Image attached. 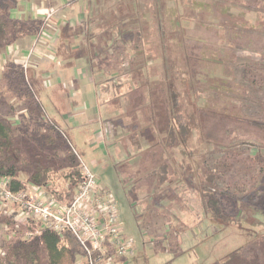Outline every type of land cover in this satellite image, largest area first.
<instances>
[{"label":"rangeland","instance_id":"obj_1","mask_svg":"<svg viewBox=\"0 0 264 264\" xmlns=\"http://www.w3.org/2000/svg\"><path fill=\"white\" fill-rule=\"evenodd\" d=\"M37 6L30 26L40 33L26 56L19 42L0 51V118L22 140L21 129L43 132L47 118L60 124L55 94L69 98L61 107L70 116L81 110L77 127L63 125L62 133L79 181L84 164L117 210L132 242L127 264H222L255 239L264 261V183L240 180L246 185L236 193L220 186L227 222L211 221L199 189L200 171L213 166L221 147L230 146L239 172L264 171L247 158L264 155V134L251 124L264 123V0H82L76 30L65 28L57 8ZM169 84L178 109L168 117L190 134L167 147ZM35 106L39 117L30 112ZM65 164L51 171L57 186ZM163 164L169 171L160 184L152 173ZM0 208L10 211L1 201ZM2 239L0 232V247Z\"/></svg>","mask_w":264,"mask_h":264},{"label":"trees","instance_id":"obj_2","mask_svg":"<svg viewBox=\"0 0 264 264\" xmlns=\"http://www.w3.org/2000/svg\"><path fill=\"white\" fill-rule=\"evenodd\" d=\"M18 4L19 0H0V51L9 48L23 38L39 35L40 31L37 32L34 27L30 26L33 21H21L14 17ZM70 66L71 63H68L65 68ZM248 74V70L242 71V75H245L242 76L244 79ZM18 75L21 76V73ZM169 76L170 74L166 75V82L171 81L172 78ZM250 81L254 86L259 84L253 76ZM170 85L166 90V92L170 91L172 99L170 113L165 115L166 139L164 144L167 147L176 143V139L185 144L186 137L190 134V130L186 127L176 129L168 117L169 114H174L175 109H178L175 104L176 97ZM243 89L246 91V87ZM30 112L40 116L38 106ZM47 120L49 123L45 127L42 126L43 132L34 133L26 128L21 129L24 137L20 140L15 135L10 121L0 118V178L8 181L7 190L12 193L25 192L28 186H32L47 197L55 199L58 204L69 205L77 193L72 188L76 189L80 185L75 153L64 137L61 127L53 120L49 118ZM251 124L264 134L263 122H252ZM132 139L129 137L130 143ZM134 143L139 146L138 142ZM221 150L223 154L213 161V166L204 165L203 170L201 169L200 172L203 173H201L199 189L205 212L210 216L211 221L227 222L228 218L224 216L223 205L219 200V196L223 195L220 186L223 184L228 189V186L232 185L234 193L244 191L246 184H239L240 180H244L245 183L248 181V185L253 188L254 185L261 187L264 183V171L260 168L258 175H251L249 171L254 173L255 169L249 167L239 172L240 170L230 163L232 153H227L230 146L221 147ZM247 158L250 164H264V155L260 152ZM63 163H66L67 169H63L61 186H57L58 179L56 178L58 177L51 171L54 166ZM168 171V166L163 164L152 173V176H157L159 183L163 184L167 180ZM240 173L242 178L238 177ZM233 197L235 198V195ZM0 232L3 236V245L0 247V264H85L82 250L69 234H57L44 228L40 221L25 217L15 206L11 207L9 212L0 208ZM257 242H259L258 239H255L252 244L242 245L222 264H264L260 251H257ZM77 255L78 260H76Z\"/></svg>","mask_w":264,"mask_h":264},{"label":"built area","instance_id":"obj_3","mask_svg":"<svg viewBox=\"0 0 264 264\" xmlns=\"http://www.w3.org/2000/svg\"><path fill=\"white\" fill-rule=\"evenodd\" d=\"M7 184L0 178V201L10 209L17 207L46 229L69 234L82 250L85 264H115L132 253V242L123 235L115 206L97 187L95 176L84 164L82 180L69 205L58 204L36 188L33 195L29 189L12 193Z\"/></svg>","mask_w":264,"mask_h":264},{"label":"crops","instance_id":"obj_4","mask_svg":"<svg viewBox=\"0 0 264 264\" xmlns=\"http://www.w3.org/2000/svg\"><path fill=\"white\" fill-rule=\"evenodd\" d=\"M81 1L82 0H19L18 7H17V9L14 12V17L17 18V19H19V20H21V21H34L33 18L35 19L36 15H37L36 13L41 14V11L37 12V9H36L37 7L40 6V5L37 6L38 2L40 4L42 2H45L47 4V6H51L50 8H52V9H56L57 8L58 11H60V13H64V15H65V22L63 24L65 25V28L70 29V30H76L77 27H80L83 24V21H84L82 19L83 18L82 15H83L84 12L78 6V4ZM74 11H76V12H74ZM30 13H31V15H33L32 17L29 15ZM81 16H82V18H81ZM59 25H60V23H59ZM80 33L83 36V32H80ZM34 38L35 37H26V38H23V39L17 41V42H19L21 44V50H20V53H19V54H21V56H23V57L26 56V54L28 52V49H29L30 45L32 44V41H33ZM52 40H53V38H52ZM56 40L58 41V38H56ZM54 43L55 42H53L52 44H49L48 43L47 47L49 48V47L53 46ZM15 44H13V45H15ZM18 63H21V61H18ZM56 67H58V66H56ZM91 82H93V80ZM95 94H96V96H95L96 97V100H95V103H93V105H91V106L94 107L95 109H98L97 108V106H98V104H97V93H95ZM66 98H68V97L65 96V94H59L58 96H56V94H55V99L54 100L57 101L56 102L57 104L56 103L55 104L58 106V108L55 107L56 109H52V111H54V113L56 114V116H58L57 119H58V122L60 123V124H58V126H60L62 128H63V125L65 127H67V128L68 127H71V128L72 127H77V125H78L77 122L78 121L76 120L75 116H77L78 114L81 115L82 112H81L80 109H78V112L77 113L71 112L72 115L70 116L67 113V110L64 109L63 107H61L62 106L61 105L62 103L63 104H66L65 103V100H64ZM69 101L70 100H68V102ZM74 105H76V103H74ZM70 108L71 107L69 105L68 110ZM107 114L108 113H106V115ZM100 127H102L101 123H100ZM98 134H99V132H98ZM100 145L101 146H104L103 143H101ZM32 190H34L33 187H32ZM118 261L119 262H116L115 264H127V260L126 259H121V260H118Z\"/></svg>","mask_w":264,"mask_h":264}]
</instances>
